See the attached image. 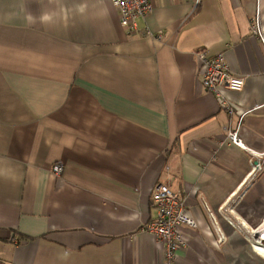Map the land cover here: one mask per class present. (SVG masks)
<instances>
[{
	"label": "crops",
	"instance_id": "0c3cea01",
	"mask_svg": "<svg viewBox=\"0 0 264 264\" xmlns=\"http://www.w3.org/2000/svg\"><path fill=\"white\" fill-rule=\"evenodd\" d=\"M194 5L153 0L129 37L111 0H0V264H168L143 230L158 184L197 223L172 264H264L241 226L264 222V168L249 177L251 153L218 146L240 116L205 91L197 58L224 54L245 78L223 91L252 110L240 135L264 154V41L250 32L260 8L264 38V0Z\"/></svg>",
	"mask_w": 264,
	"mask_h": 264
},
{
	"label": "built area",
	"instance_id": "2783aa9c",
	"mask_svg": "<svg viewBox=\"0 0 264 264\" xmlns=\"http://www.w3.org/2000/svg\"><path fill=\"white\" fill-rule=\"evenodd\" d=\"M111 2L118 8L120 12L121 25L123 28L128 29L129 37H133L138 33L136 18L139 16L146 17L153 10V0H111ZM200 3L201 0H194V11H196ZM250 32L254 38H262L264 41V38L262 37L260 8L251 20ZM146 35L159 41L163 40L162 32L153 34L147 30ZM197 58L203 68L201 81L205 91L215 96L221 108L231 114L236 113L240 116L237 128L232 129L229 127L226 131L225 139L219 142L218 146L231 144L249 151L253 157L250 160L251 172L249 177L258 174L264 168V154H259L250 150L245 145V142L240 135L242 119L252 110H243L242 108H238L237 105L225 97L223 91H243L245 78L236 76L231 72L224 54L220 53L211 57L207 54V52L203 51L197 54ZM61 173L62 165L57 163L53 167V174L55 176H60ZM152 202L157 210V218L156 220L146 224L143 227V230L153 235L159 243L164 245L166 260L168 264H172L177 259L178 252L188 248L184 227H194L197 223L195 219L188 214L187 197L183 193L172 191L166 184H158L155 187L152 195ZM205 209L216 232L217 241L222 244L226 240V236L218 227L215 214L206 206V204ZM263 224L264 222L262 225ZM254 244L263 246L264 242L262 239L257 240L253 238L251 245L255 250L256 248Z\"/></svg>",
	"mask_w": 264,
	"mask_h": 264
},
{
	"label": "rangeland",
	"instance_id": "374dc122",
	"mask_svg": "<svg viewBox=\"0 0 264 264\" xmlns=\"http://www.w3.org/2000/svg\"><path fill=\"white\" fill-rule=\"evenodd\" d=\"M239 196H242V194H240ZM241 226H243L242 230L248 236V239L250 240V242H253V238L257 239L256 237H258V235H259V234L254 235L255 230H258L262 226V223L255 228H253V227L250 228V227L246 226V224H241ZM254 246H255V244H254ZM255 248L261 249V248H259V246H255ZM258 254H260L264 258V249L259 250Z\"/></svg>",
	"mask_w": 264,
	"mask_h": 264
},
{
	"label": "bare ground",
	"instance_id": "6f19581e",
	"mask_svg": "<svg viewBox=\"0 0 264 264\" xmlns=\"http://www.w3.org/2000/svg\"><path fill=\"white\" fill-rule=\"evenodd\" d=\"M61 174H62V173H61ZM255 176H256V174H255V175H252V178H254ZM263 227H264V224L262 225V227H261L260 229L255 230L254 235L259 234L258 237H256L257 240H258V239H262L263 242H264V231H263ZM255 246H258V245H255ZM259 247H262V246H259ZM262 248H263V247H262ZM256 249H257V248H256ZM256 249H255V251H256Z\"/></svg>",
	"mask_w": 264,
	"mask_h": 264
},
{
	"label": "clouds",
	"instance_id": "9594fccd",
	"mask_svg": "<svg viewBox=\"0 0 264 264\" xmlns=\"http://www.w3.org/2000/svg\"><path fill=\"white\" fill-rule=\"evenodd\" d=\"M79 10L82 11V10H83V7L81 6V7L79 8ZM41 20H42V22H44V23H48V22H50V21L52 20V17H51L50 15L45 14V15H43V16L41 17Z\"/></svg>",
	"mask_w": 264,
	"mask_h": 264
}]
</instances>
